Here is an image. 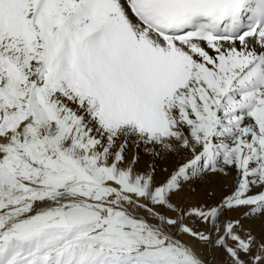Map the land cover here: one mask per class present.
<instances>
[{
	"label": "snow or ice",
	"instance_id": "6c2138e0",
	"mask_svg": "<svg viewBox=\"0 0 264 264\" xmlns=\"http://www.w3.org/2000/svg\"><path fill=\"white\" fill-rule=\"evenodd\" d=\"M255 220L264 0H0V264H264Z\"/></svg>",
	"mask_w": 264,
	"mask_h": 264
},
{
	"label": "bare ground",
	"instance_id": "6f19581e",
	"mask_svg": "<svg viewBox=\"0 0 264 264\" xmlns=\"http://www.w3.org/2000/svg\"><path fill=\"white\" fill-rule=\"evenodd\" d=\"M129 157L131 156V152L128 153ZM141 161L138 167H143L147 162H149L150 158L145 156L142 149L140 150ZM171 157L167 158H160L155 161L157 167L158 176L161 174V169L163 167H171ZM230 184L229 178L223 176H206L203 180L195 181L193 183V187L195 188L194 191L189 189H185V192L178 197L179 200H187L188 202H195L197 200H201L205 198V193L207 191H215L217 195L222 194L224 191L227 190L226 186ZM161 211H164L161 209ZM141 215H146L145 213L141 212ZM168 215H174V213H167ZM252 228V230L257 234V236L264 235V223L260 220H255L246 224ZM182 239L187 240V237H181ZM199 248V246H197Z\"/></svg>",
	"mask_w": 264,
	"mask_h": 264
},
{
	"label": "rangeland",
	"instance_id": "374dc122",
	"mask_svg": "<svg viewBox=\"0 0 264 264\" xmlns=\"http://www.w3.org/2000/svg\"><path fill=\"white\" fill-rule=\"evenodd\" d=\"M178 199V198H177ZM181 200H179V202H180Z\"/></svg>",
	"mask_w": 264,
	"mask_h": 264
}]
</instances>
